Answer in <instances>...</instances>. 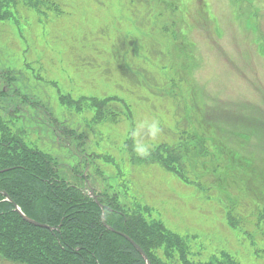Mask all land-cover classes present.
Listing matches in <instances>:
<instances>
[{"label": "rangeland", "instance_id": "374dc122", "mask_svg": "<svg viewBox=\"0 0 264 264\" xmlns=\"http://www.w3.org/2000/svg\"><path fill=\"white\" fill-rule=\"evenodd\" d=\"M33 1L0 4V125L57 164L59 178L83 188L86 177L186 246L153 239L156 257L264 264V123L252 118L256 105L264 112V0ZM154 119L155 139L139 128ZM62 124L83 141H66ZM227 144L241 146L233 162L221 156ZM160 145L184 161L186 182L158 161L164 152L151 154ZM0 264L22 263L0 251Z\"/></svg>", "mask_w": 264, "mask_h": 264}, {"label": "trees", "instance_id": "16d2710c", "mask_svg": "<svg viewBox=\"0 0 264 264\" xmlns=\"http://www.w3.org/2000/svg\"><path fill=\"white\" fill-rule=\"evenodd\" d=\"M34 2L27 0V4L32 3L33 7L38 5V8L39 4ZM16 3L17 0H0L5 12H8L10 4ZM208 13H211L210 9ZM93 100L94 103L103 104L98 99ZM261 106L263 104L255 106L254 116L250 114L253 108L248 110L246 107L242 113L243 109L236 107V113L242 114V117L247 113V116L256 118L263 125L264 112L260 111ZM62 128L59 134L66 135L69 143L72 138L83 141V134L77 133L74 128H67L64 124ZM14 134L0 125V251L9 261L22 264H147L133 243L136 242L143 247L151 264H171L167 257L161 259L152 253V248L158 244L153 239L159 238L162 244L163 238L167 236L169 243H182L179 235H167L169 229L159 220L147 223L134 213L127 215L115 202L110 204L99 197L98 203L86 188L59 178L57 164L28 146L24 138H12ZM185 144L183 147L188 149L189 145ZM202 146L200 153L209 147L207 143ZM197 148L196 143L191 152L195 153ZM225 148L221 156L228 153L231 162L235 161V155H241V146L229 148L227 144ZM163 152L165 156L158 155L161 157L158 161L186 180L184 161L170 147L160 145L151 154ZM216 160L221 159L217 157ZM247 189L255 199L261 198L257 187L249 180ZM8 197L11 200H7ZM14 203L27 216L53 229L25 221ZM141 230L144 231L143 236L140 235ZM183 247L186 249L184 244ZM185 249H180V252L183 253ZM220 263L219 260H211L207 264Z\"/></svg>", "mask_w": 264, "mask_h": 264}, {"label": "clouds", "instance_id": "9594fccd", "mask_svg": "<svg viewBox=\"0 0 264 264\" xmlns=\"http://www.w3.org/2000/svg\"><path fill=\"white\" fill-rule=\"evenodd\" d=\"M145 127L148 129L149 136L153 139H155L161 131L160 123L158 120L155 119L152 120L151 122H143L141 125H139V128H145ZM136 135H139V131H137ZM148 147L149 146L146 144L137 142L136 151L140 155L145 156L148 154Z\"/></svg>", "mask_w": 264, "mask_h": 264}, {"label": "flooded vegetation", "instance_id": "af4514ba", "mask_svg": "<svg viewBox=\"0 0 264 264\" xmlns=\"http://www.w3.org/2000/svg\"><path fill=\"white\" fill-rule=\"evenodd\" d=\"M0 94H1V92H0ZM39 107H38V112H39V114H40V116L43 118V116H45L47 119L45 120V124H50V122H52L53 123V117L51 116V114L48 112V110L46 109V108H43V107H41L40 105H38ZM44 112V113H43ZM54 123H53V128H54ZM67 128H69L68 126H67ZM72 129H70V131H71ZM64 132H66V131H64ZM67 133V132H66ZM20 135V131H17L16 132V134H14V135H12L11 137L12 138H16V139H23V136H21ZM66 136V135H65ZM66 138H67V136H66ZM65 138V139H66ZM60 140H61V138H60ZM63 141H65V140H63ZM66 141H68V140H66Z\"/></svg>", "mask_w": 264, "mask_h": 264}, {"label": "water", "instance_id": "95a60500", "mask_svg": "<svg viewBox=\"0 0 264 264\" xmlns=\"http://www.w3.org/2000/svg\"><path fill=\"white\" fill-rule=\"evenodd\" d=\"M95 197L97 198V196H95ZM15 206H16L17 211L20 213V215H21L24 219H26V220H28V221H30V222L36 224V225H40V226H48V225L45 224V223H41V222H38V221H36V220L31 219L29 216H27V215L22 211V209H21L17 204H15ZM133 243H134L135 247H136V248L142 253V255L145 257V259H146V261H147V264H151L150 260L148 259L147 254H146V253H145V252L139 247V245H138L137 243H135V242H133Z\"/></svg>", "mask_w": 264, "mask_h": 264}]
</instances>
